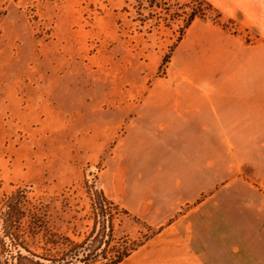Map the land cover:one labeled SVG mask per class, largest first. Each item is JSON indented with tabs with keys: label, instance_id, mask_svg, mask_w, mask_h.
<instances>
[{
	"label": "rangeland",
	"instance_id": "374dc122",
	"mask_svg": "<svg viewBox=\"0 0 264 264\" xmlns=\"http://www.w3.org/2000/svg\"><path fill=\"white\" fill-rule=\"evenodd\" d=\"M219 31L246 35L202 0H0V264H50L52 233L84 242L70 264L98 244L87 264H109L153 234L105 197L95 214L98 177L148 88L213 66Z\"/></svg>",
	"mask_w": 264,
	"mask_h": 264
},
{
	"label": "crops",
	"instance_id": "0c3cea01",
	"mask_svg": "<svg viewBox=\"0 0 264 264\" xmlns=\"http://www.w3.org/2000/svg\"><path fill=\"white\" fill-rule=\"evenodd\" d=\"M202 1L246 35L151 85L104 162L103 196L155 232L119 264H264V0Z\"/></svg>",
	"mask_w": 264,
	"mask_h": 264
},
{
	"label": "trees",
	"instance_id": "16d2710c",
	"mask_svg": "<svg viewBox=\"0 0 264 264\" xmlns=\"http://www.w3.org/2000/svg\"><path fill=\"white\" fill-rule=\"evenodd\" d=\"M93 188V187H92ZM94 190H97L96 187L94 188ZM98 193V194H97ZM93 201L91 204V209L92 207L95 209V214H97V216H101V217H105V212L103 210V204H107V201L105 200L103 194L101 191L95 192L93 193ZM110 206H114L115 210H118V213L123 214L124 216H128L129 214L127 212H125L124 210L120 209L118 206L114 205L113 203H108ZM94 214V215H95ZM151 233H153L150 237L146 238L143 242L137 244L136 246H134L131 249H126L124 251H120L117 253V255L111 260V262L109 264H119L122 260H124L127 256H129L133 251H135L138 247H140L142 244H144L146 241H148L152 236L155 235V232L152 231ZM31 235V234H30ZM34 235V233H33ZM52 237L49 239L51 240L50 242L47 241L46 244L48 243V249L45 251L46 254L43 255V257H39V259L50 263V264H70V260H72L74 258V256H76V250L81 247V243L82 242H76L75 240H72L71 238H69L66 235H62L60 237V235H54L52 233ZM94 235V234H93ZM98 236H100V233H96V235H94V237L89 236L92 238L91 242L92 244H95V240H97ZM105 236H101V238H103ZM84 243V242H83ZM82 243V244H83ZM34 244H36L34 242ZM79 244V246H78ZM100 247L99 244L93 247V249H87L83 252V254L85 255L84 259L82 260V264H87L90 263V261H92L93 259H97L98 254L97 252H100ZM35 255L33 254V257ZM104 255H100V257H103ZM78 257V256H77ZM70 261V262H69Z\"/></svg>",
	"mask_w": 264,
	"mask_h": 264
}]
</instances>
